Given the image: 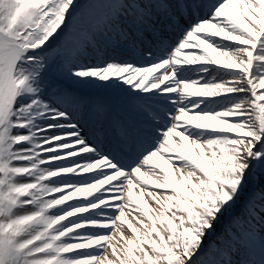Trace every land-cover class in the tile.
Listing matches in <instances>:
<instances>
[{"label": "snow or ice", "instance_id": "1", "mask_svg": "<svg viewBox=\"0 0 264 264\" xmlns=\"http://www.w3.org/2000/svg\"><path fill=\"white\" fill-rule=\"evenodd\" d=\"M0 264H264V0H0Z\"/></svg>", "mask_w": 264, "mask_h": 264}, {"label": "bare ground", "instance_id": "2", "mask_svg": "<svg viewBox=\"0 0 264 264\" xmlns=\"http://www.w3.org/2000/svg\"><path fill=\"white\" fill-rule=\"evenodd\" d=\"M80 88L83 89L82 86H81ZM83 91H86L87 94H84V93H82V94H83L86 98H89V99H92V100H98V99H97V98L90 97V96H89V93H90V92H92V93H94V94L101 95V96H106V94H110V95L113 94V96H111L112 101H114V99H115L118 95H123V90H122V89H117V88H109V90H107V91H103V88H96V87H94L93 89H91V88L85 87V88L83 89ZM105 150L107 151L108 149L105 148Z\"/></svg>", "mask_w": 264, "mask_h": 264}, {"label": "rangeland", "instance_id": "3", "mask_svg": "<svg viewBox=\"0 0 264 264\" xmlns=\"http://www.w3.org/2000/svg\"><path fill=\"white\" fill-rule=\"evenodd\" d=\"M83 88H85V87H90L91 89H93L94 87L93 86H82ZM104 91L106 90V89H103ZM124 95V94H123ZM91 96L92 97H95V98H98V96H93V94H91ZM99 99V98H98Z\"/></svg>", "mask_w": 264, "mask_h": 264}]
</instances>
